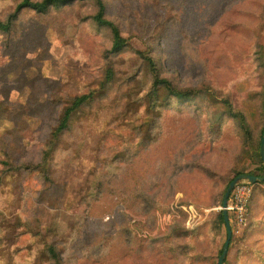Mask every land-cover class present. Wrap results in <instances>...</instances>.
Listing matches in <instances>:
<instances>
[{
    "label": "rangeland",
    "instance_id": "374dc122",
    "mask_svg": "<svg viewBox=\"0 0 264 264\" xmlns=\"http://www.w3.org/2000/svg\"><path fill=\"white\" fill-rule=\"evenodd\" d=\"M106 1L108 18L118 24L125 37L138 35L160 62L163 75L175 85L196 88L206 84L218 101L221 97L233 101L247 116L249 139L243 144L242 138L228 135L217 151L181 157L175 173H161L162 166L159 170L152 168L150 175L160 179L161 184L151 198L162 208L141 214L125 205L119 206L121 211L106 213L90 206L94 196L88 190L86 178L92 158L82 167L79 160H69L70 156L90 152H84L81 147L67 153L65 146L72 137L61 136L50 164V172L59 185L58 193L38 197L36 192L40 187L35 181L25 189H0L3 216L0 239L5 248H14L15 264L26 253L43 254L42 245L35 237L43 231L57 248L68 243L62 254L64 264H217L218 251L226 240L225 225L216 220L222 211L220 194L224 185L237 173L260 176L264 170V162L259 161L256 152L261 108L249 97V93L261 89L262 83L256 47L260 44L264 55V0H219L214 3L215 13L201 25L197 23L198 14L205 0ZM10 7V3L0 4V16L6 15ZM79 11L81 15L90 14L96 7L87 2ZM53 16L24 15L9 39L42 41L47 37L43 47L60 63V70L68 80L65 90L68 93L96 88L104 64L110 61L117 71L116 86L87 109L86 118L90 119L87 135L103 143L105 132L111 131L108 133L134 143L139 137L140 97L149 87L134 52L126 48L106 59L105 51L110 44L108 31L89 21L78 23L76 18L63 27L64 36L60 33L51 38ZM166 33L180 34L177 52L158 43L159 37ZM65 38L71 41L66 47ZM6 62L7 57H0V68ZM164 101L168 99L160 93L154 108L157 118ZM207 109L212 115L222 111L218 103ZM11 123L12 120L5 121V128L11 130ZM200 165L213 171L217 178L210 180L200 173ZM254 186L264 190L262 182L252 185L250 199ZM77 203L79 209L72 208ZM253 210L264 219L263 202H257ZM249 218L250 212L243 226L230 219L232 244L226 264H253L249 254L257 239L247 237ZM172 232L175 236L170 238ZM167 237L165 248L157 251L155 241ZM180 247L185 249L182 253L178 251Z\"/></svg>",
    "mask_w": 264,
    "mask_h": 264
},
{
    "label": "trees",
    "instance_id": "16d2710c",
    "mask_svg": "<svg viewBox=\"0 0 264 264\" xmlns=\"http://www.w3.org/2000/svg\"><path fill=\"white\" fill-rule=\"evenodd\" d=\"M218 1H204L198 14L199 25L209 21L215 13L214 3ZM87 2L94 4L96 11L81 15L79 9ZM2 3H10L11 7L6 15L0 16V57L8 59L0 68V116L3 121L0 123V189H25V186L35 181L40 187L36 192L38 197L58 193L59 185L53 179L50 164L61 136L66 135L72 137L65 146L67 153L81 147H84V152H90L69 157L70 161L79 160L80 167L88 158H92L86 178L88 190L94 196L90 206L106 213L121 211L119 206L125 205L127 209L142 214L162 208L158 201L151 198L161 184L160 179H153L150 175L152 168L159 170L158 167L162 166L161 173H175L181 157L190 153L202 156L208 151H217L228 135L242 138L243 144L249 139L247 116L233 101L223 97L218 101L208 91L210 88L206 84L196 88L175 85L163 75L161 64L150 47H146L136 34L126 37L122 35L118 24L108 18L106 0H0ZM27 14L36 17H50L54 14L51 38L60 33L64 36L62 29L71 18H76L78 23L89 21L106 29L110 35V44L105 51L106 59L117 56L126 48L132 49L149 83L148 91L140 97L142 113L137 121L139 137L134 143L108 133L111 131L105 132L107 134L103 143L87 135L90 122L86 118L89 115L87 109L116 86L117 71L112 63L108 61L104 64L96 88L68 93L65 91L68 80L60 70V63L43 47L47 37L42 41H26L20 37L9 39L16 24ZM63 42L65 47L71 43L69 38ZM158 43L175 53L180 48V34L172 36L166 33L159 37ZM256 49L259 63L257 68L260 69L262 83L261 89L252 91L249 97L256 100L258 108H261L257 119L259 137L256 143L257 156L261 162L259 149L264 129V55L260 44ZM160 93L168 101L161 103L160 117L157 118L154 108ZM176 102L186 105L178 106ZM216 103L221 105L222 111L212 115L207 107ZM11 120V130L6 129L5 121ZM198 168L210 180L217 178L208 168L201 165ZM238 175L241 174L237 173L235 177ZM252 175L262 177L264 170L260 176ZM229 183L226 182L224 190ZM224 190L222 196L220 194L221 200ZM257 202L264 203V190L254 186L253 198L249 202L250 218L246 234L248 238L255 237L257 244L252 247L254 250L249 254V260L253 264H264V223L260 224L259 221L264 222V219L253 210ZM72 208L79 209L78 203ZM216 220L218 224H224L222 211ZM174 236L172 232L170 238ZM35 237L42 245L43 254L26 253L20 256L18 264H64L62 254L68 248V243L57 248L44 231L38 232ZM168 241V237L156 240V250L165 248ZM231 244L232 240L223 264L227 263ZM166 249L170 250L169 247ZM184 250L183 247L178 249L181 253ZM15 254L14 248H5L0 239V264H15Z\"/></svg>",
    "mask_w": 264,
    "mask_h": 264
},
{
    "label": "built area",
    "instance_id": "2783aa9c",
    "mask_svg": "<svg viewBox=\"0 0 264 264\" xmlns=\"http://www.w3.org/2000/svg\"><path fill=\"white\" fill-rule=\"evenodd\" d=\"M252 194V185L248 182H238L232 190L227 202L226 211L230 219L237 225L246 224L249 215V202Z\"/></svg>",
    "mask_w": 264,
    "mask_h": 264
},
{
    "label": "water",
    "instance_id": "95a60500",
    "mask_svg": "<svg viewBox=\"0 0 264 264\" xmlns=\"http://www.w3.org/2000/svg\"><path fill=\"white\" fill-rule=\"evenodd\" d=\"M259 150H260L261 160H262V162H264V129H263L261 140H260V149ZM241 181L242 182L245 181V182H248V183L254 185L256 183L263 182L264 181V175L262 177H256V176H253L251 174H241V175H238L237 177H235L227 186V188L224 192L222 204H221L222 215L224 218V225H225L227 237H226L224 246L222 248V252L219 255L217 264H223V261L226 257V254H227L229 242H230L231 237H232V231H231V227H230V223H229L228 214L226 211L227 202H228L230 194H231L232 190L234 189L235 185Z\"/></svg>",
    "mask_w": 264,
    "mask_h": 264
}]
</instances>
